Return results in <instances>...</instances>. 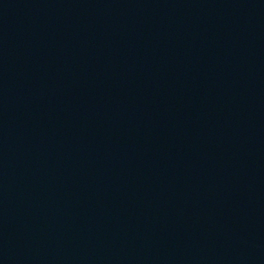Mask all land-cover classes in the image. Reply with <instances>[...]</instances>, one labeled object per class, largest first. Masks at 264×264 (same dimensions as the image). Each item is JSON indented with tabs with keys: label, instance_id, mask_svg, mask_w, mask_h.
<instances>
[{
	"label": "water",
	"instance_id": "water-1",
	"mask_svg": "<svg viewBox=\"0 0 264 264\" xmlns=\"http://www.w3.org/2000/svg\"><path fill=\"white\" fill-rule=\"evenodd\" d=\"M0 264H264V0H0Z\"/></svg>",
	"mask_w": 264,
	"mask_h": 264
}]
</instances>
